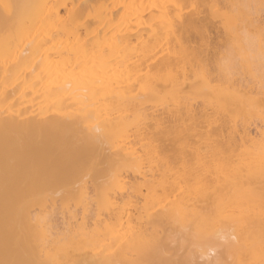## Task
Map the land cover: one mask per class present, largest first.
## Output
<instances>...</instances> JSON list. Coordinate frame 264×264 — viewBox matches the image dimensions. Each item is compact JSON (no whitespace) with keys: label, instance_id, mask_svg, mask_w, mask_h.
I'll return each mask as SVG.
<instances>
[{"label":"bare ground","instance_id":"1","mask_svg":"<svg viewBox=\"0 0 264 264\" xmlns=\"http://www.w3.org/2000/svg\"><path fill=\"white\" fill-rule=\"evenodd\" d=\"M262 9L0 0V264H264V140L238 125L260 99L207 62L217 29L255 75Z\"/></svg>","mask_w":264,"mask_h":264},{"label":"rangeland","instance_id":"2","mask_svg":"<svg viewBox=\"0 0 264 264\" xmlns=\"http://www.w3.org/2000/svg\"><path fill=\"white\" fill-rule=\"evenodd\" d=\"M260 20L264 25V10L262 9L260 13ZM216 29H211V34L209 40L211 41V48L209 49V60L208 62V72L210 73V79L213 83H218L226 86H230L233 89H241L251 92L252 95L260 99L259 104L253 108L249 114L245 115L243 118L238 119V125L250 133V138L246 144L248 147H252L254 143H260L264 140V32L261 30L259 33L249 34L251 39V51L252 54L256 55L252 59V67L255 70V75L246 71L243 68V59L236 52L235 48L229 43L226 44L221 32ZM218 33V34H217ZM220 37V38H218ZM226 44V45H225ZM211 50V51H210ZM216 52V53H215ZM214 53V54H211ZM227 55V56H225ZM232 66V67H230ZM194 107L197 111H202L204 106L199 100L194 103ZM161 109V108H160ZM163 110H159L156 113L161 114ZM207 113L215 115L218 119L214 123V129L217 125L226 126L225 132H228L227 128L229 126L226 118L222 117L223 114L214 113L213 109L207 108ZM164 126L171 129L175 126V121L164 113ZM196 142V141H195ZM175 141L168 139L163 142L162 145L167 150L168 154L174 156L173 146ZM174 158V157H173ZM51 218L54 225L58 229L64 227L66 216H63L59 208L51 211ZM65 219V220H64Z\"/></svg>","mask_w":264,"mask_h":264}]
</instances>
